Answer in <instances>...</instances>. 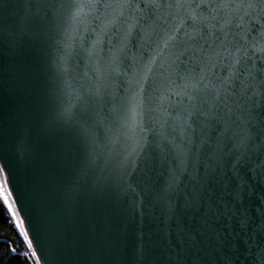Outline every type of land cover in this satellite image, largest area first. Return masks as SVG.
Listing matches in <instances>:
<instances>
[{
  "label": "snow or ice",
  "instance_id": "snow-or-ice-1",
  "mask_svg": "<svg viewBox=\"0 0 264 264\" xmlns=\"http://www.w3.org/2000/svg\"><path fill=\"white\" fill-rule=\"evenodd\" d=\"M43 2L56 7L55 0ZM89 3L112 13L109 23L118 36L116 44L108 41L107 55L102 47L99 55L109 68V81L116 80L124 91H110L105 99L101 87L106 85L98 86L90 99L109 104L113 113L129 105L131 123L126 124L134 136L120 161L118 179L133 194V207L139 177L165 167L154 190V206L168 219L178 218L181 211L198 214L204 209L200 220L205 227L209 213L226 219L229 251L217 249L223 264H234L242 249L249 264H264V0ZM133 39L136 52L129 56ZM96 43L103 40L98 37ZM162 80L171 86L168 95L181 100L173 111L164 109L161 122L149 102L168 99L155 96ZM0 208L28 249L19 252L9 246L0 254L3 264L13 257L28 264H60L67 243L60 225L47 220V249L34 245L41 239V226L33 228L30 237L13 172L2 158ZM184 235L195 241L190 233ZM154 247L143 232L118 236L108 244L105 264H155L161 257L154 256Z\"/></svg>",
  "mask_w": 264,
  "mask_h": 264
},
{
  "label": "water",
  "instance_id": "water-1",
  "mask_svg": "<svg viewBox=\"0 0 264 264\" xmlns=\"http://www.w3.org/2000/svg\"><path fill=\"white\" fill-rule=\"evenodd\" d=\"M55 3L50 9L43 0H0V158L13 172L30 237L41 226L34 245L47 249L44 224L51 219L67 240L60 264H105L109 242L133 231L153 242L154 256L161 257L155 264H223L217 249L229 251L226 219L209 213L205 227L204 209L168 219L154 206L165 167L139 177L133 207V194L118 179L134 136L126 124L131 123L129 105L113 113L109 104L90 99L98 86L106 85L101 87L105 99L110 91H124L116 80L109 81L99 55L101 47L106 56L117 43L112 13L89 0ZM98 37L102 44L96 43ZM136 45L133 39L129 56ZM161 83L155 96L168 99H154L149 106L162 122L164 109L178 108L181 97L169 96L171 86ZM234 264H249L243 249Z\"/></svg>",
  "mask_w": 264,
  "mask_h": 264
},
{
  "label": "trees",
  "instance_id": "trees-1",
  "mask_svg": "<svg viewBox=\"0 0 264 264\" xmlns=\"http://www.w3.org/2000/svg\"><path fill=\"white\" fill-rule=\"evenodd\" d=\"M4 241L7 243H4ZM9 246L16 247L19 252L28 251L23 236L15 230V225L11 222V219L0 208V254L5 252ZM0 264H3L2 260H0ZM7 264H28V262L23 260L22 257H13ZM31 264H35V260H32Z\"/></svg>",
  "mask_w": 264,
  "mask_h": 264
}]
</instances>
